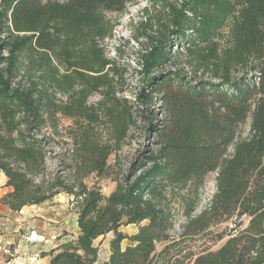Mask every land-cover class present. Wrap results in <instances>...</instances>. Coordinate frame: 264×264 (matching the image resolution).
<instances>
[{"label": "trees", "instance_id": "16d2710c", "mask_svg": "<svg viewBox=\"0 0 264 264\" xmlns=\"http://www.w3.org/2000/svg\"><path fill=\"white\" fill-rule=\"evenodd\" d=\"M137 1L0 0V205L70 198L78 231L43 254L49 264H264V0H165L132 101L129 70L104 42L111 15ZM137 118L150 148L117 170L108 160ZM91 177L114 190L102 196ZM108 234L98 262L94 242Z\"/></svg>", "mask_w": 264, "mask_h": 264}, {"label": "rangeland", "instance_id": "374dc122", "mask_svg": "<svg viewBox=\"0 0 264 264\" xmlns=\"http://www.w3.org/2000/svg\"><path fill=\"white\" fill-rule=\"evenodd\" d=\"M167 1L173 3L175 0ZM164 4L165 0H139L133 5H129L124 14L111 15V19L116 21L118 25L114 30L113 37L105 40L104 48L110 59L115 60L121 68L129 70L125 76L128 91L125 92L124 96L132 101L134 94L142 88L140 78L133 70H138L142 53L149 48L161 30V25L165 21L163 17ZM177 64H181V62ZM165 70L168 71L169 66ZM99 98L98 95H93L89 102L96 103ZM145 107L156 112L157 116L159 115L157 101L148 102ZM63 124L67 126L69 121H64ZM129 136L130 138L122 145L121 150L108 160L110 165H114L115 161L117 162V170L125 171L130 161L147 152L150 148L151 135H148L142 119L137 118ZM87 183L89 187L98 188L102 196H108L115 188V183L109 179L91 177ZM214 185V176L210 174L201 191L196 214L207 205L210 196L215 191ZM5 192L7 193V188L3 185L0 187V198ZM175 205L177 232L185 219L177 204ZM76 221L75 209L70 198L65 194H60L38 206L24 207L17 213L0 205V237L5 243V249L9 252L8 255L1 254V257L12 264L15 259H27L22 255L23 252L33 250L37 256L43 253L40 250L50 252L53 246L75 237L78 231ZM120 231L129 236L137 231V227H122ZM112 238L113 234H108L94 242L98 248V262H103L108 258L109 243ZM126 244L127 242L124 241L122 246L124 247ZM162 246L157 245V250H160Z\"/></svg>", "mask_w": 264, "mask_h": 264}, {"label": "crops", "instance_id": "0c3cea01", "mask_svg": "<svg viewBox=\"0 0 264 264\" xmlns=\"http://www.w3.org/2000/svg\"><path fill=\"white\" fill-rule=\"evenodd\" d=\"M6 177L0 172V181H1V184H0V187L1 186H5V183H6ZM9 191V189L7 188V192ZM6 193V192H5ZM60 245V244H59ZM59 245H56V246H53L51 250L55 249L56 247H58ZM27 251V250H26ZM35 251V250H34ZM42 251L43 253H41L40 256H37V254L35 255L33 250H30L29 252H23L22 255H24L25 258H29V257H37V260L35 262V264H49V256H43V254H46L48 253L47 250H40ZM38 251V252H40ZM29 256V257H28Z\"/></svg>", "mask_w": 264, "mask_h": 264}, {"label": "built area", "instance_id": "2783aa9c", "mask_svg": "<svg viewBox=\"0 0 264 264\" xmlns=\"http://www.w3.org/2000/svg\"><path fill=\"white\" fill-rule=\"evenodd\" d=\"M8 251L5 249V243L0 237V264H11L10 261H6L1 257V254L8 255ZM37 257H30L27 259H15L12 264H35Z\"/></svg>", "mask_w": 264, "mask_h": 264}]
</instances>
